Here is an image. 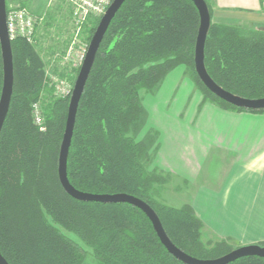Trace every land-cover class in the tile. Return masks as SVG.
I'll use <instances>...</instances> for the list:
<instances>
[{"label":"trees","instance_id":"trees-1","mask_svg":"<svg viewBox=\"0 0 264 264\" xmlns=\"http://www.w3.org/2000/svg\"><path fill=\"white\" fill-rule=\"evenodd\" d=\"M205 1L211 15L205 47L208 73L228 92L264 98V31L215 22L211 0ZM100 20L91 17L85 25V44ZM199 27L200 15L191 0L124 2L101 43L80 101L68 177L81 192L144 200L177 247L210 260L236 248L227 241L205 244L203 223L190 205L175 208L159 201L170 176L153 168L159 133L145 131L144 94L156 93L166 76L182 66L204 103L233 112L264 110L235 107L202 83L195 68ZM12 50L14 92L0 135V252L5 259L10 264H84L86 251L64 230L90 248L100 264H184L165 248L139 208L83 202L65 192L58 167L73 90L55 94L35 44L17 38ZM3 81L0 43V98ZM35 105L41 108L44 130L35 122ZM229 264H264V258L248 256Z\"/></svg>","mask_w":264,"mask_h":264},{"label":"crops","instance_id":"crops-1","mask_svg":"<svg viewBox=\"0 0 264 264\" xmlns=\"http://www.w3.org/2000/svg\"><path fill=\"white\" fill-rule=\"evenodd\" d=\"M211 5L217 22L250 24L264 31V0H211ZM67 47L57 50L63 53ZM181 79L190 86L185 101L197 95L187 109L182 99V105L167 114L178 84L168 100H159L163 92L150 102V98L147 103L143 100L148 113L145 131L159 133L153 168L170 176L163 186L169 191H175L177 183L182 185L183 198H177L180 207L194 209L203 223L205 244L227 241L235 248L263 246L264 114L233 112L204 103L185 68Z\"/></svg>","mask_w":264,"mask_h":264},{"label":"water","instance_id":"water-1","mask_svg":"<svg viewBox=\"0 0 264 264\" xmlns=\"http://www.w3.org/2000/svg\"><path fill=\"white\" fill-rule=\"evenodd\" d=\"M126 0H113L90 41L85 60L77 76L68 111L66 130L61 144L59 155L58 174L60 183L65 192L72 198L83 202L99 203H127L142 210L150 219L153 227L165 248L184 264H229L240 258L257 256L264 258V246L246 245L234 249L232 252L216 259L203 260L190 256L177 247L168 236L156 211L144 200L128 194H90L77 190L68 177V157L75 130L80 101L82 99L87 81L91 74L96 55L101 43L117 12ZM200 15V27L195 45V68L202 83L210 92L223 101L242 109L264 110V98L247 99L237 96L218 85L210 76L205 65V47L207 36L211 27V15L205 0H191ZM0 43L2 49L4 81L0 98V135L6 121L13 92H14V58L12 41L7 28V1L0 0ZM0 264H10L0 252Z\"/></svg>","mask_w":264,"mask_h":264},{"label":"rangeland","instance_id":"rangeland-1","mask_svg":"<svg viewBox=\"0 0 264 264\" xmlns=\"http://www.w3.org/2000/svg\"><path fill=\"white\" fill-rule=\"evenodd\" d=\"M9 6H21L20 4L25 3L26 9H28L37 19L39 23L37 25V43H35L36 50L42 57V63L45 67V75L47 78L56 76L61 79H68L69 82L74 86L77 79V69L81 66L74 64L73 62L67 66H62L60 61V50L63 46L67 45L69 41L74 38L75 29L72 26V11L69 0H7ZM111 1V0H109ZM112 2V1H111ZM217 22V20H214ZM239 25V24H235ZM252 28L250 24L242 25ZM84 38V36H82ZM81 37V38H82ZM40 48V49H39ZM39 49V50H38ZM50 51V52H49ZM76 65V66H75ZM184 69V68H183ZM183 69L177 67L171 73H169L164 79L161 87L154 94H144V102L149 99L157 97L159 93H162V102L168 100V95L173 91L177 85V91L174 93L173 99L167 104V114L171 115L177 106H180L181 100L183 99L184 108L187 109L188 105H193L197 99V95L193 93L186 101L185 98L189 94L188 82L182 78ZM186 74V73H185ZM187 76V75H186ZM186 78V77H185ZM189 78V77H188ZM60 79V80H61ZM52 94L49 93L45 97L48 99ZM147 98V99H146ZM182 102V103H183ZM182 105V104H181ZM186 112V111H184ZM151 118V116L149 115ZM154 117L152 115V121ZM151 121V122H152ZM159 137V136H158ZM178 188L175 191L172 189L169 191L168 187H162L160 200L162 203L171 207H180L182 199V185L177 183ZM178 198V199H177ZM63 232L76 241L86 251V259L84 264H100L99 261L94 257L93 251L86 247L76 236L63 230ZM235 248V247H234Z\"/></svg>","mask_w":264,"mask_h":264},{"label":"built area","instance_id":"built-area-1","mask_svg":"<svg viewBox=\"0 0 264 264\" xmlns=\"http://www.w3.org/2000/svg\"><path fill=\"white\" fill-rule=\"evenodd\" d=\"M69 1L75 35L72 43H70L64 54L60 55L59 59L63 64L62 66H67L68 64L71 66L72 62L82 66L89 48V45L81 40L82 31L91 17L101 19L112 2L109 0ZM38 23L39 19L25 7L10 6L7 10V28L11 41L22 38L30 44H35ZM49 79L51 80V85H54L56 95L65 96L72 92L73 85L68 79H61L56 76ZM34 118L36 124L44 130V127H42L43 116L39 105L34 106Z\"/></svg>","mask_w":264,"mask_h":264}]
</instances>
